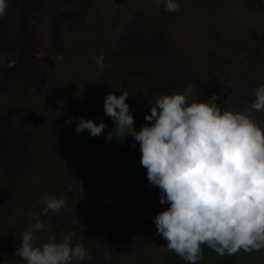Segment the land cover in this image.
<instances>
[{"label":"rangeland","instance_id":"rangeland-1","mask_svg":"<svg viewBox=\"0 0 264 264\" xmlns=\"http://www.w3.org/2000/svg\"><path fill=\"white\" fill-rule=\"evenodd\" d=\"M237 8L254 10L245 37L221 0H0V49L20 50L18 64L0 52V264H122L132 246L137 264H155L168 222L145 232L138 207L167 213L195 184L218 119L229 124L221 161L239 178H264V0ZM171 71L182 90L166 84ZM70 166L96 187L125 177V191L143 182L153 193L106 228L90 199L75 213L77 202L54 195ZM97 190L105 213L123 194Z\"/></svg>","mask_w":264,"mask_h":264},{"label":"trees","instance_id":"trees-1","mask_svg":"<svg viewBox=\"0 0 264 264\" xmlns=\"http://www.w3.org/2000/svg\"><path fill=\"white\" fill-rule=\"evenodd\" d=\"M221 2L224 5L228 3L235 16L243 13L237 8L238 0H221ZM253 11L249 10V15L240 14L241 19L238 18L237 22L241 28L237 27L234 30L236 33L245 37L246 32L242 29L249 27L247 24L256 27ZM155 41L159 42V45L167 44L163 37ZM146 49L155 51V49H151V44L150 48ZM160 51L162 52V49ZM0 52L6 61L12 58L13 64H18L16 58V56H20L18 48L13 47L9 57L5 56V51L0 49ZM31 57L35 58V55L31 53ZM163 63L169 64L170 62L164 60ZM226 65L236 74L242 70L236 64L228 62ZM165 78L167 85L174 87L175 90H182L183 76L173 74L171 71L166 73ZM52 105L49 104V106ZM65 119L73 122L72 117ZM217 122V126L221 128L220 133L211 138L205 153L193 163L192 168L197 181L187 191L177 196L176 201L172 200L174 202H171V205L169 201L166 203L167 206H170L167 213L157 216L156 214L160 213L159 206H154L152 212H146L147 208L144 203L142 208L137 206L138 200L143 198L141 194L145 196L146 200L151 196L150 193H153L148 188L145 193L140 191L141 186L145 185L143 182L137 191L133 188H128L125 191V177L121 178V176L120 178L124 182L119 183L110 181L107 176L97 181V185L99 184L101 187H96L93 186L95 182H91L92 184L86 182L85 169H76L71 166L66 171V180L59 182L54 187V195L60 199L61 206H74V203L77 202L72 209L75 213H78L79 207L81 205L83 207L90 199L89 206L98 210L106 228H119L125 221L133 219L134 217L126 214L131 212L133 206L138 207V210L145 211L144 215L138 216L137 223H135L145 232L155 231L156 224L165 219L168 226L164 229L171 235L166 239L153 242V244L158 243L156 252L159 253L155 264H264V238H260L258 241L253 239L260 228H264V178L260 180L239 178L233 173L232 166L221 161L217 150L226 139L229 124L221 119H218ZM92 167L93 165L90 166V168ZM94 170L90 171L91 179L97 177ZM99 188L109 195L117 194L118 189L123 188V194H117L113 206L105 205L104 208H109L108 213L103 212L102 202L98 199L100 197L94 194V189L99 190ZM156 190L159 192L160 188L156 187ZM139 193L141 194L139 195ZM94 201L97 203L96 207L92 203ZM50 220L54 222L52 217ZM99 222L101 223V219ZM88 231L90 232V230ZM141 250L138 246L130 247L128 252L123 253V259H120L122 264H130V262L137 264V255L141 253Z\"/></svg>","mask_w":264,"mask_h":264},{"label":"clouds","instance_id":"clouds-1","mask_svg":"<svg viewBox=\"0 0 264 264\" xmlns=\"http://www.w3.org/2000/svg\"><path fill=\"white\" fill-rule=\"evenodd\" d=\"M219 148H220V147H219ZM219 148H218V149H219ZM205 151H206V150H205ZM205 151H204L203 153H205ZM217 151H218V150H217ZM203 153H202V154H203ZM202 154H201L200 156H202ZM200 156H199V157H200ZM199 157H198V158H199ZM198 158H197V159H198ZM99 191H100V189H99Z\"/></svg>","mask_w":264,"mask_h":264}]
</instances>
